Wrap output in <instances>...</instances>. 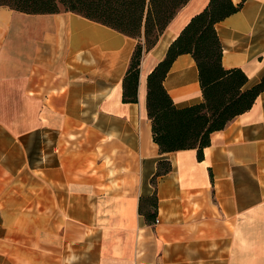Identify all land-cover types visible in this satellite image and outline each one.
<instances>
[{
	"label": "crops",
	"instance_id": "1",
	"mask_svg": "<svg viewBox=\"0 0 264 264\" xmlns=\"http://www.w3.org/2000/svg\"><path fill=\"white\" fill-rule=\"evenodd\" d=\"M215 24L225 68L264 78V0ZM209 0H189L122 83L137 40L71 11L0 6V264H264V91L197 149L160 153L147 76ZM163 86L202 102L190 54ZM160 161L171 170L152 182ZM156 197V206L145 199ZM141 203V210H140ZM157 220V221H156Z\"/></svg>",
	"mask_w": 264,
	"mask_h": 264
},
{
	"label": "trees",
	"instance_id": "2",
	"mask_svg": "<svg viewBox=\"0 0 264 264\" xmlns=\"http://www.w3.org/2000/svg\"><path fill=\"white\" fill-rule=\"evenodd\" d=\"M189 0H0V6L28 14L71 11L137 40L122 83V101L136 102L140 62L144 51L158 42L177 12ZM242 3L209 0L170 43L165 57L147 76V116L152 138L160 153L197 149L198 159L210 144V134L222 130L236 116L249 110L264 91V78L246 87L247 75L240 68H225L215 24L236 13ZM190 54L197 66L202 102L178 108L163 86L177 56ZM171 170L160 161L152 182ZM156 206V197L145 199ZM141 210V203H140Z\"/></svg>",
	"mask_w": 264,
	"mask_h": 264
},
{
	"label": "built area",
	"instance_id": "3",
	"mask_svg": "<svg viewBox=\"0 0 264 264\" xmlns=\"http://www.w3.org/2000/svg\"><path fill=\"white\" fill-rule=\"evenodd\" d=\"M157 221V220H156Z\"/></svg>",
	"mask_w": 264,
	"mask_h": 264
}]
</instances>
